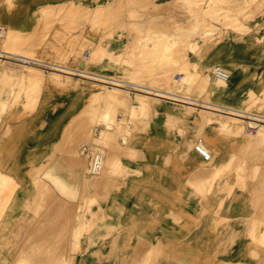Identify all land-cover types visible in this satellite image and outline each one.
I'll list each match as a JSON object with an SVG mask.
<instances>
[{"label": "crops", "instance_id": "obj_1", "mask_svg": "<svg viewBox=\"0 0 264 264\" xmlns=\"http://www.w3.org/2000/svg\"><path fill=\"white\" fill-rule=\"evenodd\" d=\"M108 1L0 0V27L22 32L43 8L72 3L89 9ZM246 27V33L232 32L191 57L203 73L217 64L227 70L225 84L210 83L206 99L192 98L196 106L158 99L150 107V118L127 121L129 133L120 130L117 136L119 169L101 178L103 199L98 204L90 199L93 176L88 174L84 184L83 160L74 154L78 133L73 127L81 122L79 113L92 110L82 102L83 87L76 84L85 81L84 75L58 78L44 72L41 96L31 112L23 103L0 118V176L14 184L5 195L0 240L12 245L11 239L24 238L14 225L29 219L31 159L54 156L63 170V189L74 197L68 201L84 207L80 196L85 192L91 207L86 221L93 226L79 239L73 264L264 263V243L254 240L264 242V186L256 189L239 177L240 160L259 158L240 153V137L211 115L238 110L264 117V111L258 112L264 102V20H250ZM77 66L112 79H122L125 69L95 59ZM203 103L221 112L200 108ZM197 142L212 160L204 161L195 152ZM3 202L0 195V206ZM96 207L102 208L97 222L93 216L91 220ZM0 264L6 263L0 259Z\"/></svg>", "mask_w": 264, "mask_h": 264}, {"label": "rangeland", "instance_id": "obj_2", "mask_svg": "<svg viewBox=\"0 0 264 264\" xmlns=\"http://www.w3.org/2000/svg\"><path fill=\"white\" fill-rule=\"evenodd\" d=\"M250 20L256 23L264 20V0H109L89 9L72 3L43 8L26 31L0 27L3 29H0V118L12 114L11 110L23 103L31 112L41 96L44 72H52L58 78L79 77L82 75L78 71L84 69L77 64L89 63L90 59L107 60L115 68L122 65L125 68L122 79H116L145 87L147 94L126 87L117 89L84 76L80 78L85 81H76L83 87L82 102L89 103L92 110L79 113L81 122L73 127L78 133L74 154L83 160L84 184L89 173L87 157L81 148L94 147L104 155L100 174L90 177L95 188L90 199L98 204L103 199L98 191L103 188L101 178L119 169L117 136L120 130L129 133L127 121L147 120L150 107L159 100L181 103L173 101V95L206 99L210 83L225 84L228 79L220 80L211 74L212 68L220 65H213L203 73L191 57L200 55L205 45L227 38L232 32L246 33ZM80 41L83 42L79 46ZM13 55L27 57L33 64L38 59L42 63L29 66L14 61ZM55 66L77 71L65 74ZM158 91L166 94L160 95ZM200 108L206 110L204 106ZM262 111L264 102L258 107V112ZM211 115L214 121L225 123L224 129L232 127L233 135L240 137V153L259 158L239 161L240 179L252 183L256 189L264 186V122L250 123L251 128H258H252L253 133L249 134L246 122L234 120L227 113ZM102 127L103 132L98 135L96 130ZM31 167L32 188L26 212L29 219L24 225H14L24 238L11 239L15 250H8L12 246L8 245L9 240H0L4 251L1 262L73 264L79 239L93 226L86 221L91 210L86 203L87 195L84 192L80 196V201H85L84 207L68 201L74 197L63 189V170L54 156L42 159L36 155L31 159ZM11 189H14L12 180L0 176V195L4 199L0 216L6 209L5 195ZM92 216L95 222L101 220L102 208L96 207L91 220ZM258 239L254 240L264 243Z\"/></svg>", "mask_w": 264, "mask_h": 264}, {"label": "bare ground", "instance_id": "obj_3", "mask_svg": "<svg viewBox=\"0 0 264 264\" xmlns=\"http://www.w3.org/2000/svg\"><path fill=\"white\" fill-rule=\"evenodd\" d=\"M10 26V25H9ZM4 28V27H3ZM2 31L3 29L0 28ZM0 31V33L2 32ZM4 54V52H1ZM80 54V52H79ZM7 55V53H6ZM12 56V54L10 55ZM16 59H14V61L16 62H19V63H22V64H29V66L32 64V65H35V64H38V63H42V61H40L39 59L38 60H33L35 63H31L30 62V59H28L27 57H24V56H17V55H13ZM79 55H77L78 57ZM9 57V56H8ZM13 57V58H14ZM30 58V57H29ZM34 59V58H33ZM83 59V58H82ZM29 61V62H28ZM83 62V61H82ZM87 62V61H86ZM79 64V63H78ZM31 65V66H32ZM24 66V65H23ZM28 66V65H27ZM57 68H59V72L61 73H65V74H69L71 72H76L77 70H74V69H70V68H67V67H63V66H55ZM79 74L81 73L82 75L84 74V77L83 78H86V79H93L94 81H96L97 83H100V84H105V85H111L115 88H119V89H128V90H132V89H135V91H137L139 94H147V91L148 90L147 88L145 87H142V86H138V85H135V84H132V83H128V82H124V81H121V80H118V79H111V78H107V77H103V76H96V75H92L90 73H87V72H82V71H78ZM185 78V77H184ZM182 80V79H181ZM180 80V81H181ZM184 80V79H183ZM130 86V87H129ZM203 86V85H202ZM126 87V88H125ZM119 92V91H118ZM122 92H120L121 94ZM158 93L161 94H166V92H160L158 91ZM123 94V93H122ZM107 95H110V94H107ZM111 95H113L111 93ZM116 95V94H115ZM159 95V94H157ZM120 96V95H119ZM118 96V97H119ZM174 97H172L171 99H173V101H177V102H181V103H185V104H188V105H195L196 106V103H193V102H198V101H195L194 99H191V98H188V97H182V96H177V95H173ZM176 96V97H175ZM105 97V96H104ZM107 97V96H106ZM117 97V95H116ZM113 98V97H112ZM111 99V98H110ZM116 99V98H115ZM205 108L209 109V110H213V111H216V112H221V110H219L218 108H214L213 105L211 104H208V103H203ZM229 112L225 111V113L227 112V114L233 116L232 119L234 120H238V121H244L247 123L248 127H251L249 124L250 123H257V125H262L261 122H264V120H261V119H264V117L262 116H258V115H254V114H246V113H241V112H238L235 111V110H228ZM230 117V116H229ZM258 117V118H256ZM231 120V119H229ZM225 124V123H224ZM228 124V123H227ZM234 127L236 126L235 124L233 125ZM229 127V126H228ZM227 128V127H226ZM252 128H255L257 129L258 127H252ZM233 129V128H232ZM231 129V130H232ZM245 135V133L243 134ZM245 139V137H244ZM201 141V140H200ZM205 141V140H204ZM200 143V142H198ZM197 143V144H198ZM213 143V142H212ZM196 144V145H197ZM243 144V143H242ZM195 147V146H194ZM205 147V146H204ZM240 150V149H239ZM210 153V152H209ZM211 155V154H210ZM210 159H211V156H210ZM212 160V159H211ZM104 164V163H103ZM103 168V166H102ZM251 193V192H250ZM254 196V195H253ZM261 198V197H260ZM252 205V204H251Z\"/></svg>", "mask_w": 264, "mask_h": 264}, {"label": "built area", "instance_id": "obj_4", "mask_svg": "<svg viewBox=\"0 0 264 264\" xmlns=\"http://www.w3.org/2000/svg\"><path fill=\"white\" fill-rule=\"evenodd\" d=\"M211 74L220 80H227L228 78L227 71L220 66L213 67L211 70ZM247 131L249 134L253 133V130L251 127H247ZM194 150L196 153L200 155V157L204 161L210 160L211 155L202 143H198L197 145H195ZM81 153L87 157L88 173L91 176L98 175L102 170V166L104 162V155L100 151L93 149L91 147H86V146H83L81 148Z\"/></svg>", "mask_w": 264, "mask_h": 264}]
</instances>
